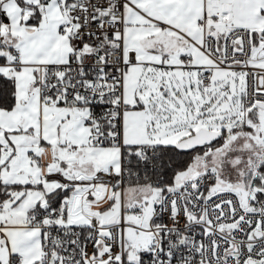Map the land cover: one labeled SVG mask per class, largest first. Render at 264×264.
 Returning <instances> with one entry per match:
<instances>
[{
  "label": "snow or ice",
  "instance_id": "obj_1",
  "mask_svg": "<svg viewBox=\"0 0 264 264\" xmlns=\"http://www.w3.org/2000/svg\"><path fill=\"white\" fill-rule=\"evenodd\" d=\"M0 264H264V0H0Z\"/></svg>",
  "mask_w": 264,
  "mask_h": 264
}]
</instances>
